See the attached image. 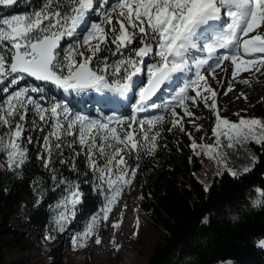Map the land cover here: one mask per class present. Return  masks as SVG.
Wrapping results in <instances>:
<instances>
[{
  "label": "snow or ice",
  "instance_id": "obj_1",
  "mask_svg": "<svg viewBox=\"0 0 264 264\" xmlns=\"http://www.w3.org/2000/svg\"><path fill=\"white\" fill-rule=\"evenodd\" d=\"M18 4L27 11L0 14V128H6L0 133V151L6 150L10 162L23 165L27 158L23 133L43 130L37 120L48 129L43 137L47 158H38L52 173L55 187L64 189L50 227L58 233H64L74 219L82 192L79 183L58 180L51 165L59 159L78 172L75 158H85L93 174L92 186L105 193V203L82 232L70 237L74 248L94 234L101 220H108L121 191L135 176L127 157L155 151L160 133L154 130L165 120V113L170 112L172 127L181 132H185L184 116H193L189 103L198 107L199 101L215 115V142L197 145L193 140V150L212 154L222 145L264 143L261 120L241 117L233 122L221 116L218 93L209 80L216 79L217 69L233 79L240 73H264V0H113L110 10L105 8L108 0H99L95 8V0H41L39 4L0 0V7ZM93 10L100 19L91 20ZM100 53L118 58L110 62L108 55ZM28 78L52 85L63 98L56 100L45 87L32 83L16 87ZM239 82L249 83L247 79ZM224 83L226 95L233 85L231 80ZM193 91L195 95H190ZM70 97L99 106L96 116L70 110ZM177 108L183 109V116ZM26 139L32 142L30 135ZM65 149L72 152L71 160L63 158ZM256 191L259 197L252 206H264V190ZM41 202L35 201L37 208ZM208 222L205 217L203 223ZM96 243H101L99 237Z\"/></svg>",
  "mask_w": 264,
  "mask_h": 264
},
{
  "label": "trees",
  "instance_id": "obj_2",
  "mask_svg": "<svg viewBox=\"0 0 264 264\" xmlns=\"http://www.w3.org/2000/svg\"><path fill=\"white\" fill-rule=\"evenodd\" d=\"M33 2L39 4L41 0ZM105 8L110 10L109 7ZM25 11L27 9L19 4L0 7V14L6 15ZM100 18L97 16L94 21ZM113 21L116 22L115 16ZM135 46H140L138 40ZM99 55H108L110 62L118 58L110 53ZM144 79L146 82V77ZM25 83L43 86L49 96L61 100L59 92H55L52 85H42L32 78L16 87ZM70 100V110L81 115H95L97 108L85 105L81 109L76 99ZM256 107H262L261 103ZM176 111L183 113L180 108ZM122 115H130V112H123ZM27 119H33L31 112ZM171 120L170 112L165 113V120L156 126L154 131H159L160 135L155 151L150 154L140 151L127 157L129 168H135L136 174L130 184L123 188L119 198H125V205H128V198L132 194L136 196L138 230L131 236V244L138 248L142 259L139 258L137 264H143V259L145 264H264V245L260 244L264 240V206H252V201L259 197L256 189L264 190V143L251 142L255 157L247 172H240L234 177L225 169L215 174L206 185L197 174L202 165L201 159L191 147L193 140L197 145L199 143L198 132L183 118L185 132L191 133V136L186 135L178 127L173 128ZM207 121H204L205 127H208ZM37 124L43 130L32 128L21 137L22 146L27 149L25 163L17 166L12 162V170L7 173L0 170V264L55 263L52 253L44 249L38 260L25 254L39 247L38 241L27 230L16 228L10 221L11 216H18L26 227L39 228L46 236L55 235L56 239H64L75 232H82L105 203V193L92 186L93 174L83 156L75 158L78 172L71 171L70 164L62 165L59 159H55L51 167L57 170V179L66 178L79 183L82 197L66 231H50L57 212L55 205L64 195V189L63 186L55 187L52 173L38 158H47L43 137L48 129L39 120ZM26 127L31 128V125ZM5 131L6 128H0V133ZM29 135L32 137L31 143H27ZM7 143L8 138L5 137L4 144ZM79 150L77 146L76 151ZM72 156L70 150H64L63 158L71 160ZM7 161L6 150L0 151V163ZM225 166L232 168L227 162ZM86 180L89 183H84ZM38 199L42 202L37 208L35 201ZM232 214L238 217L235 222L228 218ZM205 217L209 220L207 224L203 223ZM143 237L147 238L146 243H143ZM123 246V237L115 232L109 247L112 259H120ZM7 252L15 254L9 261L6 259ZM86 257L87 264H91L90 257ZM66 264L74 263L69 260Z\"/></svg>",
  "mask_w": 264,
  "mask_h": 264
},
{
  "label": "rangeland",
  "instance_id": "obj_3",
  "mask_svg": "<svg viewBox=\"0 0 264 264\" xmlns=\"http://www.w3.org/2000/svg\"><path fill=\"white\" fill-rule=\"evenodd\" d=\"M98 5L99 0H95L94 8L98 7ZM93 11L90 13L92 21L97 17V13L95 10ZM113 23L115 22L113 21ZM81 51H83L85 55H90V53L84 48H81ZM203 74L209 76L208 73ZM242 79H247L249 83H240L239 81ZM209 80L213 89L218 93L216 102L221 116L227 117L233 122H238L241 117L246 119L255 118L264 122V73H256L255 75L251 73H240L236 79H233L222 69H217L216 79L212 80L211 77H209ZM228 80L232 81L233 88L232 91L225 95L226 83H224V86H222V83ZM180 86L182 85H177V88ZM53 90L57 92L54 87ZM248 92H250L249 94L252 95V97L248 95ZM241 93L244 95L242 96ZM190 95H195V92H191ZM59 97L60 99L63 98L62 93H59ZM69 99L75 98L70 97ZM258 103H261L262 105L259 109L256 107V104ZM197 104H199V106L194 107L189 103V110L193 113V116H184V120H186L196 132H198V145L213 144L215 142V136L213 135L212 128L215 125L216 117L212 112L205 108L203 104H200L199 101H197ZM176 110H178V108ZM237 113L239 115H237ZM178 115L183 116V113H178ZM95 116L96 115L92 117ZM203 120H208L206 124L208 127H205ZM182 123L185 127L184 122ZM197 126H200L199 131L196 130ZM251 142L252 141L249 140L244 144H236L234 148H227L222 145L212 154H207L202 149L197 148L195 152L199 153L198 156L202 162L197 174L200 175L201 179L206 182V185H208L209 181L215 176V174H219L220 171L225 169L229 170L231 173L235 172L236 174L243 172L246 168L248 169L251 166L253 158L255 157V154L251 149ZM225 162L229 163L232 168L225 166ZM12 166V162L8 160L7 162L0 163V170H4L7 173L12 170ZM131 189L132 186L129 190L131 191ZM135 201V194H132L128 198V205H125V198H119L109 213L108 220L98 224L94 234L85 241L78 243L75 248L70 240L72 234L64 239L48 240L45 239L46 235H44L39 228L26 227L18 216H11L10 221L16 228L27 230L31 237L37 239L39 247L25 253L35 256L37 260L39 259V256L42 255V250L44 249L48 253L51 252L55 257V263L51 264H66L69 260L74 264H87L88 259L86 255L90 257L91 264H137L138 259H141V257L138 254V248H135L131 244V236L135 230H138L137 219H139V217H136ZM113 224H117L118 226L113 227ZM115 232H118L124 240V246L121 249L119 260L112 259L109 253V247ZM97 237L101 240L100 244L96 243ZM93 239L95 241H93ZM146 242L147 238L143 237V243ZM14 255L15 254L12 252H7L6 259L9 261ZM145 263L146 261L143 259V264ZM37 264H43V262H37Z\"/></svg>",
  "mask_w": 264,
  "mask_h": 264
},
{
  "label": "clouds",
  "instance_id": "obj_4",
  "mask_svg": "<svg viewBox=\"0 0 264 264\" xmlns=\"http://www.w3.org/2000/svg\"><path fill=\"white\" fill-rule=\"evenodd\" d=\"M228 218H229L230 220H232L233 222H235V221L238 219V217H237L235 214L230 215ZM234 218H235V219H234Z\"/></svg>",
  "mask_w": 264,
  "mask_h": 264
},
{
  "label": "bare ground",
  "instance_id": "obj_5",
  "mask_svg": "<svg viewBox=\"0 0 264 264\" xmlns=\"http://www.w3.org/2000/svg\"><path fill=\"white\" fill-rule=\"evenodd\" d=\"M111 215V214H110ZM112 216V215H111ZM93 241H95L94 239H93ZM97 250H99V249H97Z\"/></svg>",
  "mask_w": 264,
  "mask_h": 264
}]
</instances>
